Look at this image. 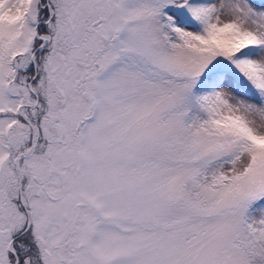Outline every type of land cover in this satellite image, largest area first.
Segmentation results:
<instances>
[{"label": "snow or ice", "instance_id": "obj_1", "mask_svg": "<svg viewBox=\"0 0 264 264\" xmlns=\"http://www.w3.org/2000/svg\"><path fill=\"white\" fill-rule=\"evenodd\" d=\"M0 264H264V0H0Z\"/></svg>", "mask_w": 264, "mask_h": 264}]
</instances>
